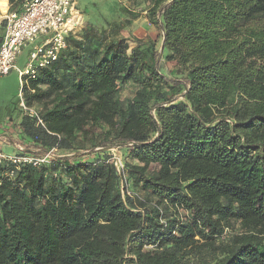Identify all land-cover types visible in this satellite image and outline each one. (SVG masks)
<instances>
[{
	"label": "trees",
	"instance_id": "16d2710c",
	"mask_svg": "<svg viewBox=\"0 0 264 264\" xmlns=\"http://www.w3.org/2000/svg\"><path fill=\"white\" fill-rule=\"evenodd\" d=\"M148 17L159 52L67 35L24 80L41 124L24 114L19 146L56 155L0 165V264H264V0H151Z\"/></svg>",
	"mask_w": 264,
	"mask_h": 264
},
{
	"label": "built area",
	"instance_id": "2783aa9c",
	"mask_svg": "<svg viewBox=\"0 0 264 264\" xmlns=\"http://www.w3.org/2000/svg\"><path fill=\"white\" fill-rule=\"evenodd\" d=\"M74 13L78 15L75 0H26L21 13L6 14L4 18V33L0 42V77L7 76L11 71L17 74L20 84L18 108L23 115L37 119L38 124L41 121L37 112L25 105L22 85L24 80L33 79L39 70L55 62L66 48L67 35L79 25V22L70 24ZM23 50H29L28 59L24 68L18 69L15 61ZM55 154L56 149L53 148L42 157H36L25 153L22 146H17L15 152L9 155L0 150V165L8 164L10 170L6 177H11L22 166L49 164ZM111 162L120 175L122 194L133 196L126 186L121 161L112 158Z\"/></svg>",
	"mask_w": 264,
	"mask_h": 264
},
{
	"label": "rangeland",
	"instance_id": "374dc122",
	"mask_svg": "<svg viewBox=\"0 0 264 264\" xmlns=\"http://www.w3.org/2000/svg\"><path fill=\"white\" fill-rule=\"evenodd\" d=\"M151 8V0H75L74 22L79 25L71 29L68 35L75 40H82L83 35L91 33H102L106 39L119 38L128 42L132 47L135 39H144L156 42V49L159 52L161 39L159 30L154 27L148 17V11ZM125 10L130 15H135L132 20L131 16L124 13ZM128 22L130 24H128ZM118 31V32H117ZM117 33V34H116ZM29 50H23L16 59V66L23 69L26 65ZM160 72L168 78L177 76V68L174 62H165L163 58L159 59ZM20 84L17 75L11 71L8 76L0 77V111L8 108V112L18 104V93ZM135 87L132 84H126L119 90L121 100L133 96ZM35 111L40 110L39 105H34ZM109 154L112 158L118 159L122 163L124 159L118 148H111ZM81 154L83 152H80ZM56 155V154H55ZM89 156H93L89 153ZM130 164H136V161L125 160ZM154 166H150L148 171L152 172ZM139 189L136 190L138 192ZM140 193V191L138 192ZM231 231L237 232L238 225L231 223Z\"/></svg>",
	"mask_w": 264,
	"mask_h": 264
},
{
	"label": "crops",
	"instance_id": "0c3cea01",
	"mask_svg": "<svg viewBox=\"0 0 264 264\" xmlns=\"http://www.w3.org/2000/svg\"><path fill=\"white\" fill-rule=\"evenodd\" d=\"M11 1L12 2L10 4L9 0H0V42L2 40L4 33V25H2V23L4 22V18L6 14H11V13L19 14L23 10L24 4L18 7L13 6L12 11H8L10 6L12 7V5L16 2V0H11ZM15 66H16V61H15ZM7 110L8 108L0 111V150L6 155H9L14 153L17 146H19V144L21 143V137L18 132L20 130L19 124L23 114L22 112L19 111L17 105H15L10 110V112H8Z\"/></svg>",
	"mask_w": 264,
	"mask_h": 264
},
{
	"label": "bare ground",
	"instance_id": "6f19581e",
	"mask_svg": "<svg viewBox=\"0 0 264 264\" xmlns=\"http://www.w3.org/2000/svg\"><path fill=\"white\" fill-rule=\"evenodd\" d=\"M75 16H77V15L74 14L73 19H74ZM73 19L70 21V24H74L75 23Z\"/></svg>",
	"mask_w": 264,
	"mask_h": 264
}]
</instances>
